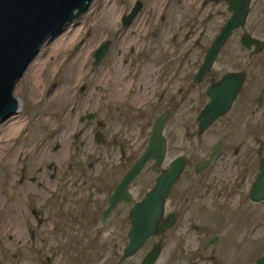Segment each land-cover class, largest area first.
<instances>
[{
	"label": "flooded vegetation",
	"instance_id": "flooded-vegetation-1",
	"mask_svg": "<svg viewBox=\"0 0 264 264\" xmlns=\"http://www.w3.org/2000/svg\"><path fill=\"white\" fill-rule=\"evenodd\" d=\"M111 3L108 0L107 9L98 11L93 20L102 24L118 21L119 32L91 52L93 67L106 58L111 69L93 76L89 94L79 107L84 109L80 121L95 125L88 150L93 155L84 164H76L87 167L77 173H70V162L66 175L61 176L70 188L56 197L50 193L54 204L47 211L53 222L77 227L75 238L125 241L103 249L118 264H140L154 248L159 250L153 264H256L264 253L262 249L257 254V241L250 240L251 233L256 234L264 224L260 225L263 214H258L264 199L256 200L264 160V0H124L121 14ZM105 42L107 51L94 65V52ZM112 45L119 46L114 51ZM215 47L218 51L212 58L210 49ZM206 64L209 67L202 73ZM213 97L216 110L224 112L200 130L199 116ZM162 115L167 152L165 131L171 120L180 127L178 138L172 137L175 145L186 139L182 150L163 168L183 160L159 221L172 224L123 260L133 225L132 209L163 169L153 171L154 160L146 162L154 175L151 187L134 188L145 163L127 187L128 200L121 198L105 218L103 212L122 176L145 151L152 125ZM134 119L140 130L131 137L121 128ZM129 144L137 149L132 160L125 150ZM113 147L119 152V166L131 161L116 179L113 158L107 162ZM104 156L107 161L101 162ZM74 190L76 195L71 198ZM34 236L30 228V238Z\"/></svg>",
	"mask_w": 264,
	"mask_h": 264
},
{
	"label": "rangeland",
	"instance_id": "rangeland-1",
	"mask_svg": "<svg viewBox=\"0 0 264 264\" xmlns=\"http://www.w3.org/2000/svg\"><path fill=\"white\" fill-rule=\"evenodd\" d=\"M111 1L121 14L124 0ZM107 5L108 0H93L80 17L49 36L41 46L43 49L40 47L16 82L13 94L19 103L17 114L0 122V264H118V259L104 255L103 249H107L108 244L113 247L115 244L123 245L125 241L75 238L74 235L77 234L74 230L77 227L70 222L56 225L47 211L54 204L50 193L56 197V193L70 188V184L61 179V176L66 175L64 171L69 169L68 164L71 162L73 166L70 173H77L76 170L87 167L76 164H84V160L93 155L88 150L92 139L91 129L95 125L89 120L80 121L79 116L84 115V109L80 110L79 107L83 98L86 99L89 94L93 76L100 71L107 73L111 69V66H107L110 61L106 58L100 65L93 67L91 56L92 50L102 40L119 32L118 21L102 24L93 20L98 11L104 12L107 9ZM64 32L74 35L73 41L66 42L60 51L55 50L50 55L48 52L53 49L55 37ZM118 46L112 45L114 51ZM80 52L83 56L78 55ZM47 57L52 63L46 73H40L43 80L41 86H37L34 72L37 67L34 63L36 58ZM97 89L103 90V87L98 86ZM106 117L103 112L102 118ZM13 126L17 128L13 129ZM121 129L132 137L131 134L140 130V125L134 119L126 128ZM165 133L168 152L161 169L186 144L185 138L179 139L177 145L172 140L173 136L178 138L180 133V127H176L172 120ZM125 147L126 155L132 160L137 149L132 144ZM141 148L142 144L138 146L139 150ZM112 158L111 169L114 170L116 179L131 161H122L119 166V152L113 147L108 161L105 157L101 162H110ZM140 178V182L134 184L136 191L151 187L154 175L150 172V163L145 164ZM102 190H106L104 186ZM75 195L76 190L70 192L69 196L74 198ZM48 197L49 200L46 201ZM68 205L67 203L65 206ZM259 213L263 214V218H260L263 220L264 207L258 209ZM263 223L264 221L260 225ZM256 224H259V220ZM253 227L251 225V230ZM30 228L35 233L33 239L30 238ZM250 237L251 241H257L258 254L264 249V224L258 227L256 234L251 233ZM171 245L172 243L169 244L166 255L169 254ZM128 264L135 263L130 261Z\"/></svg>",
	"mask_w": 264,
	"mask_h": 264
},
{
	"label": "water",
	"instance_id": "water-1",
	"mask_svg": "<svg viewBox=\"0 0 264 264\" xmlns=\"http://www.w3.org/2000/svg\"><path fill=\"white\" fill-rule=\"evenodd\" d=\"M92 1L0 0V122L18 111L19 103L13 94L14 87L43 42L65 24L86 12ZM210 50L213 58L218 48ZM106 51L105 42L94 52V65L99 64ZM208 67L209 64L203 65L201 72H206ZM216 109L217 100L213 97L211 103L199 116L200 122L203 123L200 130H204L224 112ZM164 123L165 115L156 117L145 151L134 161L115 187L109 199L110 204L103 212L104 218L121 198L128 200L127 187L146 162L154 160L153 171H158L162 166L167 152V141L163 135ZM182 166V159L176 160L173 164L171 161L169 167L159 174L145 198L132 209L133 225L129 231V242L124 249L123 260L135 255L150 236L161 233L172 224L171 222L160 224L159 221L164 200ZM256 196L257 201L264 199V160L259 173ZM158 250L157 248L151 250L140 264H153ZM256 264H264V253L258 257Z\"/></svg>",
	"mask_w": 264,
	"mask_h": 264
},
{
	"label": "bare ground",
	"instance_id": "bare-ground-1",
	"mask_svg": "<svg viewBox=\"0 0 264 264\" xmlns=\"http://www.w3.org/2000/svg\"><path fill=\"white\" fill-rule=\"evenodd\" d=\"M66 27H68V26H66ZM65 27V28H66ZM63 29V28H62ZM74 32V31H73ZM69 33H67V32H64L63 34H61L59 37H55V39H54V42L52 43V47H53V49L51 50V51H49L48 53L51 55V53L52 52H56L55 50H57V51H60L61 50V47L63 46V44H64V46H65V44H66V42H72L73 41V39H74V35H70V37H68L69 35H68ZM51 36V35H50ZM49 37V36H48ZM47 37V38H48ZM65 40H67V41H65ZM45 42V41H44ZM44 42H43V44H44ZM43 44H42V46H43ZM42 48V47H41ZM43 49V48H42ZM60 49V50H59ZM81 51H83V50H81ZM48 55V54H47ZM49 55V56H50ZM78 55H81V56H83L82 54H81V52L78 54ZM40 58V57H39ZM37 60L35 61V65H36V69H35V78H36V81H37V86H41V84H42V76H41V74L40 73H46L47 72V70H48V68H49V66H50V64L52 63V61L51 60H49V58L47 57L46 59H38V58H36ZM38 69V70H37ZM17 114V113H16ZM16 129L17 128V126H13V129ZM18 230H19V227H18Z\"/></svg>",
	"mask_w": 264,
	"mask_h": 264
}]
</instances>
